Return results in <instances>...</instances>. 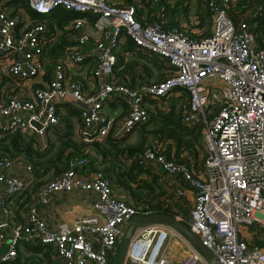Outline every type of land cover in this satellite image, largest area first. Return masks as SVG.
Listing matches in <instances>:
<instances>
[{
	"label": "built area",
	"instance_id": "2783aa9c",
	"mask_svg": "<svg viewBox=\"0 0 264 264\" xmlns=\"http://www.w3.org/2000/svg\"><path fill=\"white\" fill-rule=\"evenodd\" d=\"M6 1L0 0V77L14 83L34 79L36 84L22 96L6 93L0 101V131L59 133L62 119L56 105L67 104L78 110L82 140L119 137L148 119L147 101L165 110L170 96L185 93L181 122L202 125L204 152L199 166L166 156L162 141L156 138H148L130 159L144 169L157 167L192 190L187 226L218 264H264V244L249 245L243 234L245 227H264V48L245 21L231 20L228 9L233 1L206 0L210 29L191 37L176 26L163 25L168 0H149L154 10L148 22L136 17L142 0L127 4L22 0L37 14L57 7L81 13L68 21L65 28L72 42L50 59L49 68L46 58L41 64L47 41L44 24L18 4L6 6ZM241 7L246 17L261 8L256 0H245ZM122 37L165 61L168 69L163 77L147 81L138 75L132 86L120 82L114 72L113 48ZM90 54L85 78L92 89L87 92L71 66L79 67ZM108 100L124 103L122 116L102 111ZM85 161L70 158L65 169L30 191L29 201L15 219L12 198L25 196L22 192L31 184L32 167L0 150V264L12 261L25 243L47 245L58 264H112L118 239L136 208L112 192L108 175L84 169ZM74 189L94 195L92 212L77 216L70 225L61 222L49 227L40 205L56 193ZM138 227L129 238L122 264H206L168 224ZM170 237L187 248L179 261L167 257Z\"/></svg>",
	"mask_w": 264,
	"mask_h": 264
},
{
	"label": "trees",
	"instance_id": "16d2710c",
	"mask_svg": "<svg viewBox=\"0 0 264 264\" xmlns=\"http://www.w3.org/2000/svg\"><path fill=\"white\" fill-rule=\"evenodd\" d=\"M20 1L23 4V1ZM234 1L228 9V13L232 18L231 20L233 23H237L238 20L245 21L248 25V28L254 34L257 44L264 48V0H256L261 8L257 10V12L251 17L242 15L243 8L241 7V4L245 0ZM24 7L27 8L26 5H24ZM150 7L151 8L149 10H152V6ZM27 10L32 16L38 18V20H40L46 28L44 36L47 38V41L45 44V50L41 56H46L47 60L45 67L49 68L50 59L60 54L62 47L69 43L65 40V38L62 37H59V39L56 40L51 39L50 33L53 32L54 26L58 27L59 29H64L63 26L66 24V22H68V20L75 16L81 15V13L63 9L61 7H57L52 10L54 12L51 11L47 14H37L28 8ZM55 16H59L61 19H57L56 21L54 19ZM128 43L131 45L132 42L128 40ZM126 73L127 72H125V74ZM129 75L132 79V73H129ZM181 97L182 96L179 98ZM174 100V98L168 100V105L165 110L158 108L155 110L147 108L149 114L148 119L143 123L135 125L133 128L142 134L140 135L141 139L133 144H128L125 142L122 144L124 140L123 138L125 135H127V133L119 137H111L108 135L104 138H94L90 141H84L81 139L79 134L74 135L72 133V129L70 127L71 124L66 121L64 130L59 133L55 132V141L49 142L46 149H38L36 146H34L33 138L30 141H23L20 135L17 133L0 131V150L22 154L24 159L31 163L30 165H32L31 167L34 172H32L33 179L31 181V188H33V190H35L42 182L56 176L60 171L65 169L70 158L84 157L86 159L83 165L84 169H99L103 173L109 169L114 172L118 184L124 187V189L128 191L129 195L132 196V204L135 206L137 213L144 214L156 211L175 215L176 212L173 211V206H178L177 204L180 202L173 204V202L177 199L171 195H166L163 199H160L159 197L162 195V192L158 189V185L155 186L151 182H155V180L147 181L138 178V173L141 172L142 167L130 159L131 155L140 150L148 140V138L146 139L144 135L147 132L152 134V138H156L160 141H164L163 139L165 138H172L177 145H179L181 142H185L189 148L191 147L190 141L191 138L193 139V133L195 132L194 129H198V125L201 124H193L190 126L183 124L180 120V109L183 105V100H180L176 109L174 108ZM56 106L57 111L58 109H62L66 113L78 117V110L75 107L69 106L67 104H57ZM184 134H189V137L187 136L184 139ZM91 151H94V153L98 154V156L91 155ZM126 158H129L130 165L125 171H122L120 170V164H122L123 160ZM181 160L186 161L187 159L183 158ZM102 162H105V165H103L102 168L97 167L100 166ZM49 171V178L38 181L40 176ZM24 194L25 193L22 192V195ZM29 198V193L25 194L23 199H21L20 194L14 197V203L11 209L15 219H19L21 210L24 208V204L29 201ZM183 222L186 225L188 224L186 221ZM251 228L253 227L251 226ZM254 229L255 231L253 233H255V237L249 238L248 244H264V227H254ZM23 248L25 251H27V254H23L18 250L15 258L12 261L7 263L4 262L2 264H55V261L52 258V251L47 245L41 243H25Z\"/></svg>",
	"mask_w": 264,
	"mask_h": 264
},
{
	"label": "crops",
	"instance_id": "0c3cea01",
	"mask_svg": "<svg viewBox=\"0 0 264 264\" xmlns=\"http://www.w3.org/2000/svg\"><path fill=\"white\" fill-rule=\"evenodd\" d=\"M111 1L116 4H127L131 0H111ZM187 2H186L187 5H185L184 3L183 6H178L176 4L175 5L173 4V0H168L167 2L165 1L164 11L162 15L163 25L165 27L180 26L184 28V31L187 33V35L191 37L196 36L197 34L206 33L207 30L210 29V24H209L210 23V13L208 12L207 8H205L204 10V13L206 14L205 18L199 15V13L193 14L192 16L185 15L184 12H187V9L192 4L191 0H187ZM5 4L8 7L12 6V4H18L21 6L22 9H25L24 11L29 16H32L28 12L27 8L24 7L25 4L24 3L22 4L20 0H8L6 1ZM150 6L151 5L149 4V0H142V2L138 5V8L136 9V17L141 21L148 22L149 19L152 17V11L154 10V9L149 10L151 8ZM83 15L88 17V19L92 18L91 15L89 14H83ZM54 19L57 21V19H61V17L55 16ZM207 23H208V26L206 25ZM67 25H68V22H66V24L63 26L64 29H59L58 27L54 26L53 32L50 33L51 34L50 37L53 40H56V39H59V37H62V38H65L67 42H69L62 47L61 53L63 52L65 47L72 42L70 33L65 28L67 27ZM205 26L207 27L206 31L203 29ZM94 33H97V31H95ZM89 46H91V44L90 45L88 44V47ZM88 51L90 53L93 52L92 49H89ZM113 52L116 58V64H115L116 67L114 69L115 75L116 77H118V80L120 82L128 86L133 85V81L135 77L138 75L140 76L143 75L147 81H156L159 78L163 77L166 70L168 69V65L165 61L158 60L154 55L149 54L145 51L139 50L138 48L133 46L132 43L130 45L128 43L127 37H122L121 41L113 48ZM43 56H42L41 64L45 63L44 58H46V56L45 57ZM90 57H91V54L85 55L79 67L71 66L73 76L76 79L83 81L84 89L87 92H90V89H92V86L90 85V83L86 82V78H85V71L87 67L86 63ZM125 72L127 73L125 74ZM129 73L130 74L132 73L133 75L132 79L130 78ZM43 78H46V73L43 74ZM34 84H36L34 83V79H24V80L14 83L9 78L2 76L0 77V101L4 99L6 93H9L11 95H16V96H22L25 93H27V91ZM178 96L179 97L182 96L180 100H183V101L186 100L185 93H182ZM145 105H147L148 109H154V110L157 109L155 108L156 104H154L153 101H147ZM124 106L125 105L121 100H115V101L108 100L102 104V111L105 112V114L107 115H114L116 117H120L123 115L124 108H125ZM58 111L59 113L61 112L60 115H63L61 131L64 130L65 124L67 121L71 124L70 127L72 129V133L74 135H77L78 128L80 125L79 116L77 117V116L68 114L62 109H58ZM13 132L19 134L23 141H30L33 138L34 146H36L34 143L35 138L42 136L41 134H37V135L33 134L31 131L24 133V134H21L18 131H13ZM48 132L49 130L46 131V133L48 134V137H50L52 134ZM133 132H136V129H133L132 131L128 132L127 135L124 136L123 142L126 141L127 138L130 137ZM201 134H202V131H201ZM34 135H36L37 137H34ZM144 135L145 137H147V135L149 134L146 133ZM187 136L189 137V134L188 135L184 134V139ZM50 138L51 139L53 138L54 140V137L51 136ZM163 140H164L162 141L163 150L167 156H170L178 160L186 158L189 162H192L194 163V165L199 166L200 162L199 161L197 162V159L196 160L194 159L196 157L192 156L193 154L191 151V147L189 148V146L186 145L185 142H181L179 143V145H177L174 139L172 138H165ZM135 142L137 141L126 142V143L133 144ZM6 152L10 153L11 151H6ZM90 153L91 155L98 156V154L94 153V151H91ZM14 155H18V154L14 153ZM103 165H105V162H102L100 166H97V167L102 168ZM129 165H130L129 158L124 159L123 163L120 164V170L125 171ZM105 174L108 175L110 179L112 192L118 196L124 197L125 199L128 200V202L132 203L133 201L132 196L129 195L128 191L124 189V187L118 184L116 175L114 174V172L108 169L106 170ZM138 178H141L147 181L155 180V182L153 181L151 182L155 186L158 185V189L162 192V195H160L159 197L160 199H163L164 196L166 195L174 196L177 199L176 201L173 202L174 204V203H178L182 201L181 198H184L190 207L192 203V190L180 179L174 176L164 174L162 173L161 169L154 167V166L152 168H145V169L142 168L141 172L138 173ZM177 188H180L182 190L181 194H176L175 189ZM93 196L94 195L92 193L80 191L77 189H74L68 192L56 193L49 199V201L46 204L40 205V211L42 214H44L45 220L47 224L49 225V227H56V225L61 222H65L66 224L70 225L77 216L92 212L91 201L93 199ZM13 203H14V197L12 198L11 204L13 205ZM173 211H176L174 206H173ZM249 228H250L251 233L248 236L249 238H254L255 233L253 232L255 231V229L254 227L251 228V226H249ZM3 246L4 245L2 244L1 248H3ZM18 250L23 254H27V251L24 250L23 246H20ZM50 250L52 251V257H54L57 260L54 254V251L51 248ZM55 264H58L57 261Z\"/></svg>",
	"mask_w": 264,
	"mask_h": 264
},
{
	"label": "rangeland",
	"instance_id": "374dc122",
	"mask_svg": "<svg viewBox=\"0 0 264 264\" xmlns=\"http://www.w3.org/2000/svg\"><path fill=\"white\" fill-rule=\"evenodd\" d=\"M191 1H192V4H191L192 6L191 5L189 6V8L187 9V12H184L183 11L185 13V15L192 16L193 14L199 13V15H201L202 17L205 18L206 17L205 16L206 14L204 13V10L206 8V5H205V1L206 0H191ZM232 1H234V0H232ZM186 2H187V0H173V4L174 5L176 4L178 6H183L184 3H185V5H187L188 2L187 3ZM206 25L208 26V23ZM177 27L180 28V29H182L184 31V28H182L180 26H177ZM203 29L206 31L207 30V27L205 26ZM208 31H209V29L207 30V32ZM170 97L175 98V100H174V103H175L174 104V108L176 109L178 107V105H179L180 98H179V96H170ZM57 112H58L59 115L61 114V112L60 113H59V111H57ZM62 116L63 115H60L61 119H62ZM201 127H202V125H198V129H194L195 132L193 133V139L191 138V141H190L192 154H193V156L194 155L196 156V158H194V159L195 160L197 159V162L198 161L200 162L201 156H202L203 151H204V149H203V139H202V135H201ZM46 131H48V130H46ZM46 131L43 132L42 136H39L38 138H35V142L34 143H35V145H36V147L38 149H46L49 142L55 141V132L50 131V130L48 132V133H51L52 134L51 135L52 137H54V140H53V138L52 139L50 138L51 136L48 137V134L46 133ZM148 134L149 135H147L146 139L153 137V136H151L152 134H150V133H148ZM140 135H142V134H140L137 131L136 132H133L131 134V136L128 137L127 140L124 141V142L126 143V142L138 141L139 139H141V136ZM34 137H37V136H34ZM124 142L122 144H124ZM10 154L13 157H16L18 159H21V160L25 161L22 154L14 155V153H12V152H10ZM191 158H193V157H191ZM26 162H28V161L26 160ZM28 163L31 164L30 162H28ZM32 172H33V170H32ZM33 173H32V176H33ZM49 175H50V171L47 172V173H45V174H43L42 176H40L38 178V181H42V180H44L46 178H49ZM31 187L32 186L30 184L27 187V189L25 191H23V193L28 194L30 191L33 190V188H31ZM181 200L182 201H180V203L177 204L178 206H176V205L174 206L175 207V210H176L175 211L176 212V215L175 216H177V218H180L183 221L188 222V209H189V205L187 204V201L184 198H181ZM16 213H18V212H16ZM250 233L251 232H250V228L249 227H245L243 229V234H245V237L247 239H249V236L248 235H250ZM166 248H168V251H169V252H167V257L170 258V259H172V260H174L173 258H175L176 260L179 261L181 258L185 257L186 256V253H187V248H185L184 244L181 243L180 241H178V239L176 237H170L168 239V242L166 243ZM52 258L55 260V263H56L57 260L54 257H52Z\"/></svg>",
	"mask_w": 264,
	"mask_h": 264
},
{
	"label": "water",
	"instance_id": "95a60500",
	"mask_svg": "<svg viewBox=\"0 0 264 264\" xmlns=\"http://www.w3.org/2000/svg\"><path fill=\"white\" fill-rule=\"evenodd\" d=\"M32 123L36 128L40 125L34 121ZM149 223H166L179 232L190 244H192L195 250L202 256L206 264H218L214 258L212 252L204 246L198 237L193 234L188 226L175 215H171L165 212H149V213H134L130 219L126 222L123 231L117 242V250L112 261V264H122L124 261L125 251L128 245L129 238L134 231L140 225Z\"/></svg>",
	"mask_w": 264,
	"mask_h": 264
}]
</instances>
